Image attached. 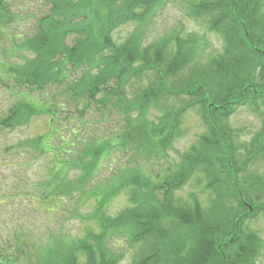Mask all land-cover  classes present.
I'll return each mask as SVG.
<instances>
[{
    "label": "trees",
    "instance_id": "obj_1",
    "mask_svg": "<svg viewBox=\"0 0 264 264\" xmlns=\"http://www.w3.org/2000/svg\"><path fill=\"white\" fill-rule=\"evenodd\" d=\"M43 1L49 11L38 23L37 36L24 43L33 58L24 67L7 71L4 77L6 84L12 82L19 90L30 88L28 96L15 93L28 101L21 102L0 121V126L15 128L35 114L48 115L51 129L45 142L59 143L48 145L45 151L63 158L71 154L70 148L85 144L87 139L81 133L86 123L79 131L61 123V119H68V108L85 101L88 114L91 110L87 104L100 94L103 98L95 104H111L115 96L119 106L124 107V117L128 120L133 112L136 117L129 126L125 120L109 139L91 136L80 151L81 157L69 159L74 164L72 170L80 175L59 185L61 192L86 188L95 179L97 159L116 152H140L144 160L155 161L154 171L149 174L142 172L140 163L120 176L115 172H122L121 166L111 174L101 167L100 179L103 174H110V178L99 183L100 191L91 193L95 201L89 217L97 230L85 229L81 238L53 251L54 261L45 264H119L123 242L133 253L128 264H254L261 243L254 234L242 233L238 222L249 212L246 203L256 213L264 212V203H254L250 196L256 178L250 180V185L246 178L238 181L242 173L231 163L226 132L216 119L231 116L235 108L264 100V0L182 1L189 18L202 19L208 30L222 39V52L209 58L207 41L199 42L193 34L182 38V30L146 47H142L140 30L122 43L112 44L110 34L114 28L133 21L143 23L164 0ZM9 17L12 15L0 0V24L8 23ZM76 35V43L67 45V38ZM84 67L86 71L67 82ZM95 69L99 72L92 73ZM148 72L153 73L157 89L139 90L133 98L125 99L128 79ZM111 80L117 85L115 91L109 87ZM54 86H58L57 91L36 109L31 101L34 89ZM159 93L171 99L190 98L182 108L187 111L197 107L205 130L182 155L181 162L170 164L166 173L157 165L163 162L170 143L181 135L180 112H167L157 125L147 124L144 118L149 104ZM61 100H67L68 108ZM195 175L205 199L201 201L195 194L175 196ZM124 190L129 192L128 206L116 215L105 214L112 197ZM225 201L235 205L230 212ZM19 263L18 256L0 250V264Z\"/></svg>",
    "mask_w": 264,
    "mask_h": 264
},
{
    "label": "rangeland",
    "instance_id": "obj_2",
    "mask_svg": "<svg viewBox=\"0 0 264 264\" xmlns=\"http://www.w3.org/2000/svg\"><path fill=\"white\" fill-rule=\"evenodd\" d=\"M2 1L12 17L7 18L10 20L8 23L6 21L0 24V32L3 33L0 34V121L7 119L21 102L28 101L11 94L9 90L15 88V84L12 82L6 84L4 77L9 73L7 71L24 67L33 58V55L24 47V43L38 34V23L49 11V7L43 0ZM182 1L164 0L144 19L143 23L133 21L114 28L110 34L112 44H120L140 30L142 47H146L167 38L177 30H182V38L193 34L195 36L192 38L199 42L207 41L208 58L219 55L223 49L220 35L210 32L202 19L189 18ZM78 38V35L69 36L66 44L72 46ZM82 70L86 71L87 68H81L76 75L70 76L67 82L76 79ZM99 70L95 69L92 73H98ZM110 83L109 87L112 86L111 88L115 91L117 86L115 81L111 80ZM56 88L58 86L42 90L35 88L31 100H34L36 104L34 107L40 109L41 101L56 92ZM147 89H157L152 72L130 77L124 89L125 99H131L137 91ZM16 90L26 95L30 92V88L19 90L16 87ZM102 98L100 94L97 99L87 104L88 110H91L88 114L84 108L85 101H77L68 108L67 100H61L68 108V119H64L66 123L61 119L62 124L67 126L69 124V127L73 126L78 131L82 123L87 124L81 131L83 136L87 137L85 144L78 143L72 149L70 148L71 154L63 158L45 151L48 145L59 143L55 140L49 141V144L45 142L44 137L51 129L48 115L35 114L30 116L25 124L15 128L0 126V249L8 255L18 256L19 264L53 262L54 252L64 249L65 244L71 240L81 238L85 229L96 231L97 226L91 221L93 218H90L95 201L91 193L95 189L97 192L100 191L99 183H102L103 179H109L111 172L117 167L124 168L122 172L118 170L115 172L117 176L123 175L127 169H132L139 163L143 173L149 174L154 171V159H150L151 163H149L144 160V153L127 152L119 155L116 152L108 157L97 159L96 169H94L95 179L91 180L86 188L80 191L61 192L59 185L61 187L63 183H69L80 175L78 170H72L74 164L71 165L69 159L76 161L81 157L80 151L90 142V137L111 138L110 134L121 129L125 125V120L129 126L136 117L133 112L127 120L123 114L124 107L119 106V99L115 96L111 97V104H95V101ZM189 100L191 99L187 97L171 99L159 93L158 97L150 102L144 118L147 124L153 122L157 125L165 113L179 114L180 112L181 135L170 143L162 157L163 162L157 165L163 168L162 171L165 173L170 164L177 165L181 162L182 155L197 143L199 136L205 131L197 107L183 110L182 107L185 103L188 104ZM105 114L109 117H104ZM91 122L97 124H91ZM216 122L226 132L231 163L236 166L239 174L242 173L237 177L238 181L246 178L250 185V180L256 178L257 180L253 179L256 184L251 187L250 196L254 203H264V156L261 155L264 146V100L235 108L231 116L217 118ZM39 138L42 144L39 143ZM258 148L260 151L256 152ZM63 160H68L69 163H63ZM103 166L110 174H103V179H100V169ZM199 181L197 175L193 176L175 192V196L185 198L195 194L203 201L205 196L200 194ZM128 196L127 190L117 192L106 206L105 214L113 216L127 207ZM225 204L228 212L235 207L234 204L226 201ZM246 205L249 212L244 214L238 222L240 230L244 234H254L258 237L261 245L254 264H264V212H253L254 207L251 204L246 203ZM119 247L122 250V261L119 264H128L133 253L128 251L124 242Z\"/></svg>",
    "mask_w": 264,
    "mask_h": 264
},
{
    "label": "flooded vegetation",
    "instance_id": "obj_3",
    "mask_svg": "<svg viewBox=\"0 0 264 264\" xmlns=\"http://www.w3.org/2000/svg\"><path fill=\"white\" fill-rule=\"evenodd\" d=\"M1 250V249H0Z\"/></svg>",
    "mask_w": 264,
    "mask_h": 264
}]
</instances>
